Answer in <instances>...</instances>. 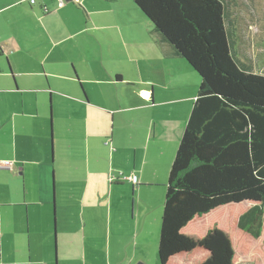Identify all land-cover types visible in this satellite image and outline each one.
<instances>
[{
    "label": "crops",
    "instance_id": "obj_1",
    "mask_svg": "<svg viewBox=\"0 0 264 264\" xmlns=\"http://www.w3.org/2000/svg\"><path fill=\"white\" fill-rule=\"evenodd\" d=\"M57 1L0 0V264H159L199 78L130 0L127 23L112 0Z\"/></svg>",
    "mask_w": 264,
    "mask_h": 264
},
{
    "label": "trees",
    "instance_id": "obj_2",
    "mask_svg": "<svg viewBox=\"0 0 264 264\" xmlns=\"http://www.w3.org/2000/svg\"><path fill=\"white\" fill-rule=\"evenodd\" d=\"M130 1L199 78L165 185L159 264H264V75L234 53L224 0Z\"/></svg>",
    "mask_w": 264,
    "mask_h": 264
},
{
    "label": "rangeland",
    "instance_id": "obj_3",
    "mask_svg": "<svg viewBox=\"0 0 264 264\" xmlns=\"http://www.w3.org/2000/svg\"><path fill=\"white\" fill-rule=\"evenodd\" d=\"M111 2L113 6L120 9L117 15L118 18L122 17L123 21L125 22L126 20L132 21L131 20L132 17L138 16V13L135 10H133L131 6L127 5L125 0H123L122 6L119 5V2L117 0L115 1L112 0ZM224 2L228 7V12H229L227 19V21L229 22L228 28L229 30L233 29L235 35L238 34L237 47H236V50H238L237 53L238 57L244 62H249L250 60V62L248 63L249 69L254 73H260L264 75V0H224ZM141 28L144 34L150 37L148 38L147 36L149 43H144L143 45L145 48L152 50L153 49V44L151 42L152 37L148 34L144 26H142ZM113 31H109L107 37L114 39L115 40L114 44L111 47L107 45H102L105 49V52L108 53L109 55V59L105 57L106 58L105 60H107L105 63L106 65L108 64V62H110L111 59L110 55H112V57L115 58L119 56L120 53H122L121 48L123 49V47L118 45L117 43L118 39L116 35H114ZM98 49L99 48L96 47V45H95V49H93V47L90 48V50H93L94 54L99 56ZM159 52H160V56L164 57V53L161 51L160 48H159ZM65 53L72 54V48L67 47L65 49ZM119 70L131 71V68L122 67ZM190 75L192 74L190 73ZM181 80L187 82V85L189 84L186 78L181 77ZM194 80L196 81L195 77ZM191 83L192 82H190V84ZM187 88L188 90L192 91L193 94L192 100H193L196 95L197 86L189 85ZM239 264H251V263L241 262Z\"/></svg>",
    "mask_w": 264,
    "mask_h": 264
},
{
    "label": "built area",
    "instance_id": "obj_4",
    "mask_svg": "<svg viewBox=\"0 0 264 264\" xmlns=\"http://www.w3.org/2000/svg\"><path fill=\"white\" fill-rule=\"evenodd\" d=\"M21 2L22 1H29L31 4L35 2V0H20ZM62 3V2H61ZM11 166V163L10 162H1L0 161V168H3V167H10ZM129 180H131L132 182H136L137 181V177L135 176H132V177H129L128 178Z\"/></svg>",
    "mask_w": 264,
    "mask_h": 264
},
{
    "label": "water",
    "instance_id": "obj_5",
    "mask_svg": "<svg viewBox=\"0 0 264 264\" xmlns=\"http://www.w3.org/2000/svg\"><path fill=\"white\" fill-rule=\"evenodd\" d=\"M157 32V31H156ZM159 37L165 42L167 43L172 49L173 51L180 57L181 55H179V53L174 49L173 45H171V43L165 38L163 37L159 32H157Z\"/></svg>",
    "mask_w": 264,
    "mask_h": 264
}]
</instances>
